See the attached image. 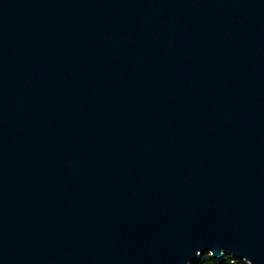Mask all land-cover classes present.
<instances>
[{
  "label": "water",
  "instance_id": "95a60500",
  "mask_svg": "<svg viewBox=\"0 0 264 264\" xmlns=\"http://www.w3.org/2000/svg\"><path fill=\"white\" fill-rule=\"evenodd\" d=\"M264 264V0H0V264Z\"/></svg>",
  "mask_w": 264,
  "mask_h": 264
},
{
  "label": "trees",
  "instance_id": "16d2710c",
  "mask_svg": "<svg viewBox=\"0 0 264 264\" xmlns=\"http://www.w3.org/2000/svg\"><path fill=\"white\" fill-rule=\"evenodd\" d=\"M191 264H247L244 261H236L229 255L225 254L221 260H213L206 254L203 258L197 259Z\"/></svg>",
  "mask_w": 264,
  "mask_h": 264
}]
</instances>
